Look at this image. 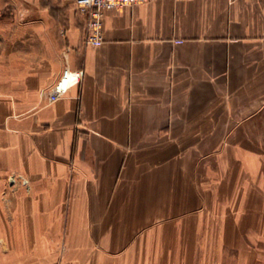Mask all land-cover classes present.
<instances>
[{
	"label": "crops",
	"instance_id": "crops-1",
	"mask_svg": "<svg viewBox=\"0 0 264 264\" xmlns=\"http://www.w3.org/2000/svg\"><path fill=\"white\" fill-rule=\"evenodd\" d=\"M74 1L0 0V264H264V0Z\"/></svg>",
	"mask_w": 264,
	"mask_h": 264
},
{
	"label": "built area",
	"instance_id": "built-area-1",
	"mask_svg": "<svg viewBox=\"0 0 264 264\" xmlns=\"http://www.w3.org/2000/svg\"><path fill=\"white\" fill-rule=\"evenodd\" d=\"M147 0H75L76 10L86 17L85 42L88 44L99 45L102 42V18L107 9L119 7L122 5H132L142 3ZM83 75V69H72L65 66L52 85L49 94L50 100H54L62 95L67 89L75 83H78ZM9 180L12 182L14 177ZM26 182L24 178L21 179Z\"/></svg>",
	"mask_w": 264,
	"mask_h": 264
}]
</instances>
